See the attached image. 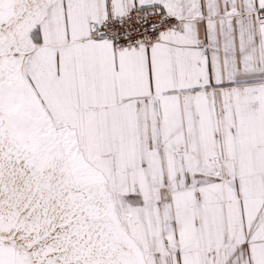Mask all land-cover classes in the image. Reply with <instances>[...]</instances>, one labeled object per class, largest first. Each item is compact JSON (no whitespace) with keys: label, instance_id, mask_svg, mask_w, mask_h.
I'll use <instances>...</instances> for the list:
<instances>
[{"label":"snow or ice","instance_id":"obj_1","mask_svg":"<svg viewBox=\"0 0 264 264\" xmlns=\"http://www.w3.org/2000/svg\"><path fill=\"white\" fill-rule=\"evenodd\" d=\"M0 264H264V0H0Z\"/></svg>","mask_w":264,"mask_h":264}]
</instances>
